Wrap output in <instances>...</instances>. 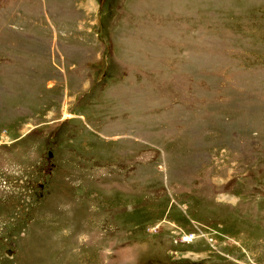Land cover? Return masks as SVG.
<instances>
[{
  "label": "rangeland",
  "instance_id": "obj_1",
  "mask_svg": "<svg viewBox=\"0 0 264 264\" xmlns=\"http://www.w3.org/2000/svg\"><path fill=\"white\" fill-rule=\"evenodd\" d=\"M0 264H264V0H0Z\"/></svg>",
  "mask_w": 264,
  "mask_h": 264
}]
</instances>
